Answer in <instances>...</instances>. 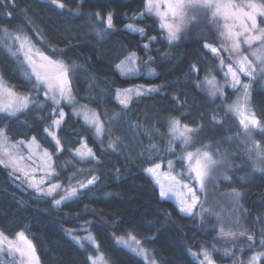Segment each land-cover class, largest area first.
<instances>
[{
	"label": "trees",
	"instance_id": "16d2710c",
	"mask_svg": "<svg viewBox=\"0 0 264 264\" xmlns=\"http://www.w3.org/2000/svg\"><path fill=\"white\" fill-rule=\"evenodd\" d=\"M60 2L65 5L63 9L51 0H14L15 6L7 9L12 13L10 18L0 7V76L20 95L34 91L28 80L31 70L15 40L16 35L27 36L46 55L74 65V106L81 109L82 115L74 116L73 106L62 103L65 120L56 134L63 151L58 154L44 132L51 123L50 106L30 107L16 117L0 114V127L6 129L9 140L35 136L42 148L53 153L57 173L54 180L63 187L86 184L92 176L98 179L87 188H79L75 199L57 207L52 197L23 187L0 166V232L14 239L17 232L24 231L35 246L40 264H92L88 257L95 255V249L88 243L79 246L68 235L81 227L95 238L107 264H146L116 245L115 236L128 235L149 249L157 264H199L192 253L199 255L205 248L217 264H245L251 249L264 239V173L255 170L264 165L254 163L257 157L248 152L256 150L254 144L264 148V132L254 129L246 136L239 119L226 114L227 106L239 93L225 83L226 68L221 70L219 59L203 47L205 43L220 46L208 11L189 10L187 16L194 17L195 27L187 23L181 38L170 44L158 19L147 13L145 0ZM3 3L0 0V5ZM109 12L113 16L111 29L106 23ZM129 23L143 28V36L128 31ZM98 30L102 37L97 36ZM145 44L149 45L147 49ZM130 53L136 54V67L140 69L135 77L122 76L115 69ZM221 55L228 64L227 56ZM148 57H152L148 66L155 70L151 76L144 67ZM206 76L215 77L223 87V97H210V86L204 83ZM241 80L248 82L249 78L241 75ZM140 85L155 86L158 91L133 95L127 108L117 102V89ZM43 99L41 93L40 101ZM247 108L264 124V79L252 80ZM83 112L89 117L98 114L105 129L102 137L97 138L95 130L85 124ZM214 115L218 122L213 121ZM172 119H179L181 127L199 128L189 151L210 145L213 157L220 161L211 171L208 197L220 193L230 198L233 191L240 193L246 229V237L241 240L220 241L212 204L207 214L179 213L172 201L160 198L158 188L145 173L144 169L155 161L161 163L163 171L179 177L182 162L177 157L183 145L177 141L174 154L165 152ZM109 141L115 142V151L107 147ZM81 142L93 150L95 160L81 161L75 156ZM168 160L173 161L172 170ZM248 235L252 241L247 240ZM258 264H264V258Z\"/></svg>",
	"mask_w": 264,
	"mask_h": 264
},
{
	"label": "snow or ice",
	"instance_id": "6c2138e0",
	"mask_svg": "<svg viewBox=\"0 0 264 264\" xmlns=\"http://www.w3.org/2000/svg\"><path fill=\"white\" fill-rule=\"evenodd\" d=\"M51 4L56 5L60 9L65 7L60 0H51ZM9 5L14 7V0H4V3L0 7L5 9V15L10 18L12 13L7 10ZM145 7L149 14L155 13L159 18L161 30L166 31L167 40L170 44L181 38L180 32L186 22L192 23V26L195 27V23L193 22L194 17L187 16L189 10L207 9L211 11L212 21L220 27V36L223 40L219 47L208 43H205L203 47L210 51L215 58L219 59L222 71L224 68L227 69L224 72L225 83L239 93L236 101L227 106L226 114L232 113L239 119V124L246 136H250L254 129L264 132V124L256 119L255 114L251 113L247 108L252 80L256 77L264 79V26H261L264 25V19H261L259 23L257 19L258 17L264 18V3H257L256 0H248L246 4L242 5L234 3L233 0H145ZM95 15L98 17L100 14L96 13ZM177 18L178 22H168L169 19L176 21ZM112 20V13H107L106 23L109 29L113 27ZM221 20L223 24L219 25V21ZM126 29L133 33H139L142 36L144 34L143 28H137L131 23L126 25ZM4 31L6 35H10L7 29ZM97 36L102 37V32L98 30ZM152 39L154 40L155 37ZM15 40L19 42L18 51L23 54L24 61L31 70L28 80L32 83L34 91L29 95H20L14 89L7 87L3 77L0 76V114H3L4 118L16 117L30 107L43 109L46 106H50L52 113L51 123L44 128V132L54 142V147L58 154L63 151L61 141L56 134L65 120L62 103L73 106L72 114L74 116L82 115L81 109H77L74 106L75 96L73 95L71 81L74 65L69 66L58 56L54 58L52 55H46L44 51L35 48L27 36L21 37L20 35H16ZM226 42H230V44ZM257 42H259V47L253 48V45ZM242 44L247 45V48L243 51L241 50ZM143 47L147 49L149 45L145 44ZM221 50L228 53L227 59L230 61L228 64H225V57L221 55ZM52 51L55 53V49ZM246 53L255 57V61L251 60L249 54ZM151 60L152 57H148L144 61V67L147 69L146 74L149 76L155 74V70L148 66ZM126 61L129 65L134 64L137 61L136 54L130 53L126 57ZM124 63V61H121L120 64L116 65L121 75L135 77L140 74V69L133 67L125 68L122 66ZM193 68H195V65H193ZM241 75L248 77V82H242ZM204 83L210 86L209 95L213 100L223 97V87L217 84L215 77L209 78L206 76ZM197 87H200V85L198 84ZM156 91H158L156 87L145 88L143 85L124 89L123 94L120 89H117L116 99L127 108L132 93H135L136 96H145ZM41 93L44 97L43 101H40ZM85 107L81 106V108ZM83 119L87 126L95 130L97 138L103 136L105 129L98 114L93 113L89 117L87 112H83ZM212 119L218 122L216 115ZM169 123L171 139L168 141V147L165 149V152L174 154V146L177 141L183 145L181 155L177 157L182 162V170L179 178L177 176L166 177V179L171 181L169 184L161 183L159 179H156L155 183L159 186V196L162 200L171 199L173 196H176L179 213L185 216H192L193 210L201 203L198 193L203 191L209 173L220 161L213 159L210 145L197 148L195 152L188 150L193 136L198 134L199 128H190L188 125L181 127L179 119H172ZM20 146L27 148V155L19 151ZM40 147L35 136L31 140H21L13 144L9 142L6 136V129L0 127V166L11 168L10 175H15L16 172L22 173L26 182L29 183V187L33 188L38 195L52 197L54 206L59 207L63 203L75 199L78 189L70 186L65 190L64 195L60 199H55V194L62 188V185L53 183L47 188L43 187L45 182L51 180L57 173L53 166V153L49 152L46 148L38 153L36 149H40ZM107 147L113 151L116 150V144L113 141H109ZM152 147L154 148L155 146L153 145ZM253 148L256 150L248 149V152L250 156L255 155L257 157L254 163L264 165V148H260L258 144H254ZM69 151L71 152L72 150L70 149ZM75 156L81 161L96 159V154L87 146L86 142H81V147L75 149ZM25 161H30L31 163L26 164L24 163ZM167 163L168 168L172 170L173 161L168 160ZM26 168L29 170L26 171ZM160 168L161 163L153 161L152 166L144 169V171L151 177L156 178ZM255 170L264 173V167H259ZM37 171L41 173L39 179H36L35 176ZM17 178L19 179V177ZM97 179L98 177L92 176L86 184L81 182L79 188H87L88 185L94 184ZM224 179H230V177L225 176ZM177 188L179 192H177ZM232 196L238 204L240 193L233 191ZM205 211L208 210L205 209ZM83 230L88 231L87 228ZM219 235L221 237L234 238L237 233L231 230L226 232L221 228ZM239 235L245 236L246 233L241 231ZM73 239H76L78 244L80 243L76 237H73ZM85 239L91 244H95V251L99 253V244L96 243L95 238L89 234ZM114 239L117 246L126 247L136 255L147 257L146 250L141 247V242L136 240L135 236L131 237L135 245L134 247L128 245L124 237H114ZM247 240L252 241L253 237L248 235ZM260 243L264 245V239ZM5 245H7V252L9 254L18 253L22 258L27 260V264H34V261L38 264V257L35 256V246L28 239L24 231L17 232L14 239L0 232V251L4 250ZM192 255L199 258L197 253H192ZM199 255L203 256L200 264H214L212 252L208 249H202ZM224 255L227 256L229 253L225 252ZM262 257H264V252H258L249 258L248 264H256V261ZM88 260L92 264H107L102 253L95 257L89 256Z\"/></svg>",
	"mask_w": 264,
	"mask_h": 264
},
{
	"label": "rangeland",
	"instance_id": "374dc122",
	"mask_svg": "<svg viewBox=\"0 0 264 264\" xmlns=\"http://www.w3.org/2000/svg\"><path fill=\"white\" fill-rule=\"evenodd\" d=\"M233 2L236 3V4H238V5H242V4H246L248 1H241V2H239L237 0H233ZM256 2L257 3H260V1H258V0H256ZM205 10H207V9H205ZM207 11H208V13L210 15L209 17L211 18V21H212V13H211L210 10H207ZM152 15H154L158 19V21H159V18L155 15V13H152ZM257 19H258V23H259V21L261 19H264V18L258 17ZM168 22L169 23L178 22V18H177L176 21H174L172 19H169ZM159 23H160V21H159ZM212 23H213V21H212ZM222 24H223V21L222 20L219 21V25H222ZM186 25H187V22L182 27V30L184 29V27ZM213 25H214L215 32H217L218 35H219V37H220V45H221L222 40H223V38L220 36V30L221 29H220V27L218 26L217 23H213ZM261 26H264V25H261ZM241 39H243V38L241 37ZM226 43H229L230 44V42H226ZM257 47H259V42H257L256 44L253 45V48H257ZM246 48H247V45H243V44L241 45V50L242 51L244 49H246ZM221 53L224 54V55H226V56H228V53L227 52H224L223 50H221ZM246 54H249V53H246ZM233 55H235V54H233ZM249 58L251 60L252 59L255 60V57H252L250 54H249ZM124 62L125 63L122 66L125 67V68H128V67L137 68L136 67V62L134 64H132V65H129L128 62L126 61V59L124 60ZM115 69L121 75L120 71L116 67H115ZM129 76H131V75H129ZM135 87H137V86H134V87H131V88H135ZM144 87L147 88V87H155V86H144ZM121 92L123 94V90H121ZM133 95H135V93H132L131 94V97ZM122 98H123V95H122ZM117 102L119 103V101H117ZM120 105L124 107V105H122V104H120ZM21 140L22 139H19V140H16V141L9 140V142H11V143L14 144L17 141H21ZM28 140H31V138H29ZM28 140H24V141H28ZM80 147H81V145H80ZM42 149H44V148L40 147V149H36V151L39 153ZM19 151L22 152V153H24L25 155H27V148L26 147L20 146L19 147ZM195 151H193V152H195ZM74 154H75V152H74ZM213 159H216V158L213 157ZM24 163L30 164L31 162L30 161H25ZM2 167H4V166H2ZM4 168H6V167H4ZM6 169L9 171V173H11V171H12L11 168H6ZM25 170L27 171L29 169L26 168ZM146 174L148 175V177H150V179L152 180V182L156 185V187L158 188V192H159V186L155 183V180L156 179H159L161 181V183L169 184V183H171V181L169 179H166V177H168V176H177L175 173L170 172V171H163L161 168L159 169L156 178L151 177L148 173H146ZM210 174H211V172L209 173V176H208V178H207V180L205 182V186H204L203 191H201V192L198 193L199 196H200V202L201 203H200V205L197 206L196 209L193 210V214L194 213H196V214H202V213L207 214L208 212L205 211V209H207L209 211L208 205L212 204V206L214 207L213 208L214 210H212V212H213V216H214V218L216 220L215 225H216V228L218 230V236H219L220 241H222V242H226V241H234V242H236V241H239V240H241V238L246 237V235L245 236H240L239 235V233L241 231L246 232L245 231L246 229L244 227L245 226L244 225L245 218H244V213L242 211V208L240 207V200H238V204H237V202H236V200L234 199L233 196H231L229 198L228 196L223 195V194H220V193H217V195H213V196L208 197V195H207V186H208V180L210 178ZM12 176L16 180H18L19 183L23 187L28 188L29 190H32V191L35 192V190L33 188L29 187V183L26 182L25 177L23 176L22 173L16 172L15 175H12ZM35 176H36V179H39L40 176H41V173L39 171H37L35 173ZM17 177H19V179ZM53 183H59V182H56L54 180V176L52 177L51 180H47L45 182V184L43 185V187L47 188L50 184H53ZM71 186L76 187L77 189H79V186H77V185L76 186L75 185H71ZM69 187L70 186H64V187L62 186V188L55 194V199H60V197L62 195H64L65 190L68 189ZM177 192H179L178 188H177ZM168 200L172 201L175 204V206L177 207L178 201H177V197L176 196H173L171 199H168ZM221 228H223L226 232L229 231V230H231L233 232H236L237 235L234 238H231V237H221L219 235V232H220V229ZM83 229H85V227H81V228H79L77 230L69 231L68 232V235L72 239H73V237H76L77 239H79V241H80L79 244L76 242V239H73L79 246L83 245L84 243H88L89 245H91L95 249L96 248V245L95 244H91L88 240L85 239V237H87L89 234L91 236H92V234L90 233L89 230L88 231H84ZM115 237H124V239L127 241L128 245H130L132 247L135 246L134 243H133V241H132V239H131L132 235H128V236H115ZM136 240H138V239H136ZM114 241H115V239H114ZM260 241H259V243H257L256 246H254V248H252L253 250L251 249V253L249 254V256H248L245 264H248V261H249V258L250 257L256 255L258 252H264V245H261ZM121 247H123V246H121ZM141 247H143V246L141 245ZM123 248L129 250L126 247H123ZM143 248L146 250L147 257L145 258V257L140 256V255H137V256H139L140 258H142L146 264H157L155 258L152 255V252L149 249L145 248V247H143ZM99 254H101V253L100 252L97 253L95 251V255H92V256L95 257V256H97ZM198 257L199 258H196V259H197V262L200 264V260L203 259V256L202 255H198ZM262 258H264V257H262ZM262 258H260V259H262ZM260 259H258L256 261V264L259 263V260ZM0 261L2 262V264H27V260L25 258H22L18 253L9 254L7 252V245H5L3 251H0ZM34 264H37V262L34 261ZM38 264H40L39 261H38ZM214 264H217V263L214 262Z\"/></svg>",
	"mask_w": 264,
	"mask_h": 264
}]
</instances>
